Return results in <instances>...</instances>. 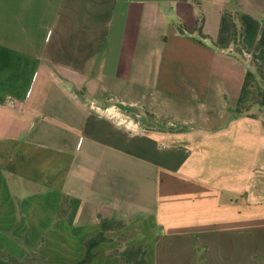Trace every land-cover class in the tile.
Returning <instances> with one entry per match:
<instances>
[{"label": "crops", "instance_id": "crops-1", "mask_svg": "<svg viewBox=\"0 0 264 264\" xmlns=\"http://www.w3.org/2000/svg\"><path fill=\"white\" fill-rule=\"evenodd\" d=\"M229 15L250 60L264 0H0V264H264Z\"/></svg>", "mask_w": 264, "mask_h": 264}, {"label": "trees", "instance_id": "trees-1", "mask_svg": "<svg viewBox=\"0 0 264 264\" xmlns=\"http://www.w3.org/2000/svg\"><path fill=\"white\" fill-rule=\"evenodd\" d=\"M232 23L231 44L235 46L238 55L245 61L242 39L244 36L243 25L241 24L238 15H229ZM249 70L247 71L241 94L235 109V113L240 116H248L253 118H264V49L259 53L252 55L248 60ZM104 229V228H103ZM102 231L95 238L87 241V253L85 258L78 264H89L93 259L92 250L95 246L105 240ZM145 246H135L127 249L123 253H119L121 264H146Z\"/></svg>", "mask_w": 264, "mask_h": 264}, {"label": "rangeland", "instance_id": "rangeland-1", "mask_svg": "<svg viewBox=\"0 0 264 264\" xmlns=\"http://www.w3.org/2000/svg\"><path fill=\"white\" fill-rule=\"evenodd\" d=\"M135 113V112H134ZM136 114V113H135ZM136 231V230H135Z\"/></svg>", "mask_w": 264, "mask_h": 264}]
</instances>
